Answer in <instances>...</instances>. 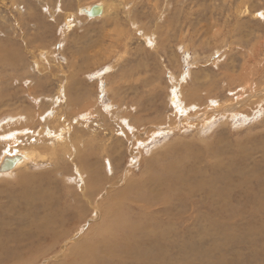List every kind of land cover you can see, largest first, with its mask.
I'll use <instances>...</instances> for the list:
<instances>
[{"label":"rangeland","instance_id":"rangeland-1","mask_svg":"<svg viewBox=\"0 0 264 264\" xmlns=\"http://www.w3.org/2000/svg\"><path fill=\"white\" fill-rule=\"evenodd\" d=\"M98 2L108 7L103 18L88 20L78 14L81 7ZM260 14L264 0H0V128L6 125L0 136L24 130L10 144L41 154L36 162L15 169L10 178H0V230L8 226L4 216L21 210L29 221L43 220L38 215L33 219L35 204L25 201L22 206L15 201L24 185L36 191L37 205L51 198L66 201L69 212L81 218L85 234L102 223L83 197L88 181L96 195L118 184L115 189L125 190L144 181L150 163L152 168L178 163L179 173L192 176L189 184L238 165L234 183L245 197L229 194L228 202L222 203L203 192L183 189L171 209L165 208L172 211L170 216L165 211L153 215L176 226L175 235L166 240L169 259L177 258L173 264H264V104L252 115L235 119L210 112L200 127L152 135L155 125H177L179 118L172 114L177 110L171 108L174 89L188 95L195 88L204 105L207 94L213 102L225 104L236 97L231 90L240 93L238 76L246 68L252 72L253 64L247 62L255 49L263 53L253 61L258 70L264 66V15ZM263 76L256 77L259 89H264ZM121 116L128 126H141L147 135L141 133L139 142L130 145L127 141L132 139L123 136L129 129ZM14 117L21 121L11 125ZM47 129L68 130L73 147L60 149L57 158L49 150L44 154L42 149L51 147ZM6 150L0 141V156ZM131 152L139 155L138 160L131 159ZM116 194H101L105 207ZM257 195L263 197L253 211ZM217 210H223L224 217ZM17 223L8 226L11 232L19 227ZM187 240L202 245L177 250ZM53 257L34 264H55Z\"/></svg>","mask_w":264,"mask_h":264},{"label":"bare ground","instance_id":"bare-ground-1","mask_svg":"<svg viewBox=\"0 0 264 264\" xmlns=\"http://www.w3.org/2000/svg\"><path fill=\"white\" fill-rule=\"evenodd\" d=\"M107 12H108L107 4L98 2L97 4L81 7L79 9L78 14L88 20H98L103 18L107 14ZM253 52H255L254 56L249 60L250 62H247V65H250L252 62L253 64L251 69L252 72H249V70H247L248 68H246L245 71H242L243 73L240 74L241 76H238L240 85L237 88L241 89V91H239L240 93L237 95L235 94L234 91L231 90V94L236 96L235 97L236 100L233 97V99L227 100L225 104L222 103L219 104L217 98H216L217 102H213L212 101L213 99L211 98L212 96L211 95L209 96V94H207L206 96L207 98L205 99L206 102H204L205 103L204 105L200 100L202 96L198 92H195V88L191 87L192 90L190 89L189 91L190 93L188 95L184 94L183 92H179L178 90L180 89H174L175 91L173 94V99H171L173 107L171 108H175V110H177V113H172L175 117L179 118L175 120V121L178 120L177 125L176 122H174L172 128L170 123H161L159 125H155L157 129L155 132L153 131L154 133H152V135H155L157 133H158L157 135H159V133L163 131L167 133H171V132L173 133L184 126H186V128H190L193 126L194 128V127H198L200 124L204 125L205 123H207L206 121L209 120L208 113L210 112H213L214 114H221V112H224L226 116L234 117L236 119L237 115H241V114L252 115L253 113H255V111L261 109V107H263L262 104H264V89L262 88L259 89L260 86L259 87L257 86V81L259 83L258 79H260L264 73V66L261 67L260 70H258V64H256L253 61V59H258L260 54L263 52H260L259 48L257 50L255 49ZM257 63L259 62L257 61ZM257 76L258 79L256 78ZM234 78L235 77L231 76V80ZM255 78L257 79L256 81H254ZM209 91H211V89H209ZM209 107L211 109H209ZM243 107H245L246 110H244ZM219 108H223V109H219ZM194 110L197 111L196 115L190 116V114H192L191 112ZM258 113H260V111ZM26 118L27 117H25L24 120H26ZM121 119H123L122 116ZM137 119L138 118L136 117V120ZM170 119L171 118H169V120ZM15 120H20V119L14 117L9 123H11V125L12 124L14 125ZM48 121L51 120L48 119ZM122 121L123 123L127 124V127L129 129V131L125 132L123 136H125V139L128 138L129 140L130 138L132 139L131 141L126 140L130 145L134 144V141L136 143L139 142L138 138H140L141 133L146 134L147 132L146 130L142 131L141 126L140 127L137 126L136 128L132 127L131 125L128 126V120L126 119H123ZM5 127L6 125L4 127H1L0 130L2 131V128L5 129ZM4 131L5 130H3L2 132ZM20 133H25V131L12 130L11 134L2 133V135L0 136L2 137L1 138L2 140L0 139V141L7 145V150L4 151L3 154L0 156V178H10L13 175L15 169L21 167L26 162H30L33 160L36 162V160L39 157H41V154L35 152H28L23 149L20 150L19 148H15L16 146H14L13 144L15 142L14 141L15 139H13V137L17 136ZM46 133H47L46 134L47 138L51 139V142H49L50 143L49 145H51V147L42 149V152L44 154L49 150L50 151L49 155H51L52 158H57L59 155L58 151L60 149L63 150L66 147H73L72 146L73 142L70 141L72 137L70 136L69 138L68 130L62 129L61 131H57V130L47 129ZM11 141L13 142L12 144H10ZM52 141L56 143H52ZM133 154L134 153H132L131 155V159L138 160L139 155L137 154V156H135ZM151 164L152 163L149 164V168L146 172L147 174L146 178L143 179L144 181L138 182V184L136 185L130 184L126 187L125 190L121 188H120L121 190L118 188H117L118 190L115 189L120 184L115 186L110 185L112 186V188H110L107 192H105V190L103 189L98 194L95 195L94 185L91 184L90 181L84 184L85 189H83L82 191L83 197L86 198L88 202L91 204L92 210L95 212L94 216L97 217V219H101L102 222V223L99 222V224L95 225L92 228L91 232L88 231L85 234L81 232L82 229L81 218L77 215V213L69 212L68 206L65 205L67 203L66 201L53 200L51 198V201L49 203H42L37 205L36 202L38 200L37 199L38 197L36 191H34V189H30L29 186L24 185V189L22 193L20 194V196L16 197L15 201L19 202L22 206L24 205L25 201H27L29 205L35 204V206L33 205V207H36L34 208V212L32 214L33 219L37 220L36 216L38 215L43 220H40V222H36L34 220L29 221L27 216L23 214L24 211L22 213L21 209H19L21 210L19 214L14 213V215H7L3 217V220L5 219L7 220L6 223H8V226H12V224H14L15 222L17 223L18 221L19 227H17L12 232L8 226L0 230V264H34L35 262L38 263L40 260H42L47 256H50L51 254H54L53 258L57 260V263L55 264H173L176 262L177 258L173 260L172 256L170 255L171 258L169 259V252L166 249V240L167 237L175 235L173 231V227L176 228V226L170 224L169 220L165 218H161V219H159V217L156 218L153 214L156 215L157 212L162 214V212L165 211L164 213H167V215L169 214L171 215L172 211L168 212L165 208L167 207L168 210L171 209L170 204L172 203L174 198L178 197L176 196L178 195V192L183 189L188 190V192L190 193L192 192L195 193V191L203 192L204 195L216 197L217 200H219V202L222 203L228 202L229 194L232 196V198L246 196L240 194V192H238L235 187L234 176L240 170V167H238V165L234 166L230 170L227 169L228 171L225 170L226 171L225 173L221 172L220 174L216 173L215 175L210 174L211 175L210 179L202 178L198 180L197 178L196 182H192V184H189V181L192 180L191 179L192 176L191 178L188 177L185 178L183 174L179 173L177 167H179L180 165L177 166L178 163L173 165L170 162H166V163H162L161 166L158 167L154 165L153 168ZM179 169L181 170V168ZM216 171L219 170H215V172ZM199 178L201 177L199 176ZM225 182H227V186L226 184H224ZM110 192L117 194L113 195L112 198H110L111 201H109L107 203L108 205L106 204L107 206L105 207V202L101 199L102 197L101 194L108 195ZM52 193L50 195H53ZM262 197L263 196L261 197L259 196L254 200V206L256 208L253 209V211L257 209L258 204L260 205L259 201ZM71 200L74 201V206L78 204L76 195H74ZM57 202L60 205H62L60 209L57 205ZM178 206L179 204L176 205V207ZM104 209H106V211ZM85 211H88V209L86 208ZM102 211H105V214L103 215L104 219H102L101 217ZM217 212L222 214V216L224 217L225 213L223 210H217ZM218 216L220 217V215ZM28 217H31V215H29ZM209 217L211 218V216ZM216 220L217 219H215V222ZM177 221L179 222V220ZM217 221L219 222V220ZM21 227H25V228H21ZM198 244L201 246L202 241H198V242L191 240L189 241L187 240L186 242L181 241V243H179L177 250L184 248L186 250L187 249L193 250L195 247L198 248L197 247ZM222 251H224V249Z\"/></svg>","mask_w":264,"mask_h":264},{"label":"snow or ice","instance_id":"snow-or-ice-1","mask_svg":"<svg viewBox=\"0 0 264 264\" xmlns=\"http://www.w3.org/2000/svg\"><path fill=\"white\" fill-rule=\"evenodd\" d=\"M260 15H264V14H260Z\"/></svg>","mask_w":264,"mask_h":264}]
</instances>
